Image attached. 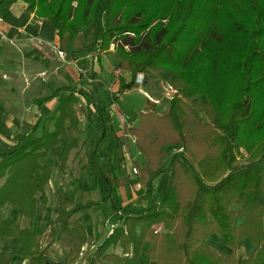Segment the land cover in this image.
<instances>
[{
  "label": "trees",
  "instance_id": "1",
  "mask_svg": "<svg viewBox=\"0 0 264 264\" xmlns=\"http://www.w3.org/2000/svg\"><path fill=\"white\" fill-rule=\"evenodd\" d=\"M17 1L0 0L6 20ZM21 1L51 22L59 47L80 73L76 82L53 88L40 102L42 111L43 102L57 98L51 115L42 112L11 150L0 152V208L14 203L19 215L0 220V233L17 237L19 252L30 263L44 262L41 235L32 227L22 228L19 220L26 217L32 223L39 200L47 206L53 165L40 159L53 154L65 172L80 143L81 97L93 106L101 126L98 142L106 140L113 129L111 104L136 87L137 74L143 72L147 90L149 80L176 89L172 99L157 94L161 101L154 110L127 112L131 126L126 129L145 159L142 166H133L137 172L130 169L134 176L127 189L146 194L148 202L140 210L115 207L120 224L86 253V264H121L120 255L107 253L113 245L132 252L133 259L145 254L142 264L151 259L157 264H264V0ZM105 52L113 53L117 67L132 75L103 98L95 85L96 71L83 72L89 63L83 57ZM97 153L98 143L87 152V163L114 185L120 162L107 174ZM164 176L169 187L161 198L157 179ZM97 202L59 196L56 217L49 222L60 223L74 240L68 258L59 264H73L80 257L88 237L74 214ZM158 224L163 231L155 232ZM213 233L221 234L230 248L227 254L211 246ZM246 237L256 250L240 261L237 249ZM3 257L0 249V264Z\"/></svg>",
  "mask_w": 264,
  "mask_h": 264
},
{
  "label": "crops",
  "instance_id": "2",
  "mask_svg": "<svg viewBox=\"0 0 264 264\" xmlns=\"http://www.w3.org/2000/svg\"><path fill=\"white\" fill-rule=\"evenodd\" d=\"M24 10H28L26 3L18 0L10 6L9 11L10 15L13 16L14 19H17L22 15ZM30 16L31 18L28 19V22L23 25L9 21L12 25L9 35L17 39V45H13L7 40H0V116L4 118L7 116V123L12 128L18 130L16 133L14 132L11 134L12 138L16 137V141L9 139L13 146L23 135L30 131L42 112L45 116H49L53 113L58 103L57 98H52L43 102L41 111L39 105L43 98L49 95L53 88L76 82L79 79L80 73V67L73 58L69 57L67 54L66 57L60 58L51 45H49V43L59 45V37L57 33H54V35L50 33L51 26L47 22L48 19L37 17L33 12H30ZM17 28H23L24 32H18ZM28 35L38 36V40L42 41L41 44L36 47L28 39ZM80 43V38L76 39V44L79 45ZM111 50H113V47H111ZM83 58L89 59L87 68H83V72L90 69L96 71L97 78L94 80L95 85L98 94L103 98L106 97L105 92H116L122 84L131 79V71L118 68L114 55L111 52L102 53L100 56L89 54ZM83 58L81 57L80 59ZM3 74L8 75V78H3ZM27 80L28 84L26 83ZM85 85L89 87L92 86L90 83H85ZM152 85H154V83L149 80L148 87L151 90H153ZM130 90L125 91L119 98V101L112 103L110 106L113 115V129L111 133L115 138V146L118 149V154L119 149L124 146L126 140H132L128 138L129 136H121V129L125 128L123 126L122 116L127 118L128 111H150L157 108L155 103L147 98L140 109H124V107L120 105V100L125 96L126 92H130ZM85 102V99L81 97L80 103L78 104V116L81 121L82 132L84 131L83 133H85L88 127H86L85 130L82 125L96 120L93 106ZM125 130L127 131V129ZM39 131L41 132V128ZM39 131L37 129L32 137L36 136ZM80 140L79 145L74 147L71 151L69 159L72 161L68 160L67 169L70 165L72 166V164L75 163L80 165L84 162L83 165H86L88 159L87 150L90 145H92L88 141L92 139H87L84 138V135H80ZM121 142L123 143L121 144ZM130 154L128 153L127 156L122 155V157H119L121 167L127 168L126 172H120L119 174L120 200H122L123 203L132 200L131 206H133L134 203L138 206L137 209H141L147 205V195L135 194L133 191L134 188L131 187L130 189L129 187L131 192L130 196L127 183L129 177L134 176L130 170L131 167L135 165L142 166L145 163V159L140 154L136 145L134 146L131 157ZM136 161L138 164H136ZM67 169L65 174L61 175L62 172L59 167L53 165L52 177L49 184L46 186V194L48 196L47 206L44 207L43 203L40 200L38 201L37 213L33 222L30 223L26 217H19L22 228L32 227L35 232L41 235L40 244L46 256L42 264H59L61 261L68 258L74 246V240L69 230H61V224L58 222H49L50 219L56 217L55 210L59 206V196L69 197V195L74 194L75 201L81 202L79 200L80 196L89 192L85 191L84 184H79L77 187L69 184L72 178L66 173ZM167 181V176L157 179L158 188L163 189L161 198L167 196ZM50 183L55 184V187L50 189L53 190V193H50L48 190ZM57 187L60 188L61 192H59V190L54 191ZM72 188L75 190L73 191ZM97 191L96 189L95 192ZM40 195L41 194L38 193V197ZM98 197L99 194L97 192L95 193L94 199H98ZM52 198L56 200L54 205L51 203ZM97 204L85 212L79 211L74 214V218L78 219L84 225L88 240L82 247L80 257L73 264H86V253L89 250L95 251L97 246L110 234L113 228L121 222L119 214L105 212L104 205ZM127 208L131 207L129 206ZM16 216H19L17 205H9L7 203L0 208V220L8 221L14 219ZM111 221L115 224H111ZM158 225L162 228L160 231H163V224ZM0 249L4 254L3 264H33L30 263L28 257L22 256L19 252V239L15 236H3L0 233ZM216 251L219 252L218 250ZM107 253L120 255L122 258L121 264H142L146 260L145 254H142L139 259H133L132 252H123L120 245L110 246ZM151 264H157L156 260L151 259Z\"/></svg>",
  "mask_w": 264,
  "mask_h": 264
},
{
  "label": "rangeland",
  "instance_id": "3",
  "mask_svg": "<svg viewBox=\"0 0 264 264\" xmlns=\"http://www.w3.org/2000/svg\"><path fill=\"white\" fill-rule=\"evenodd\" d=\"M20 5V4H19ZM10 10V9H9ZM5 17L7 18L8 21L18 23V24H25L28 22V19L31 18L29 10H24L22 15L18 17L17 19H14L13 16L10 15V11H7L5 13ZM33 22V21H32ZM49 25L51 26L50 28V33L54 35L55 30L53 25L49 20H47ZM36 26V25H34ZM10 36V35H9ZM8 41V40H7ZM6 41V43H7ZM9 42V41H8ZM113 47V46H112ZM146 78V77H145ZM1 81V79H0ZM154 85H152L153 90L151 89H146L149 96L153 98L154 96L160 95L163 90V85L167 83H162L159 84L158 82L156 83L155 80H152ZM28 84V80L26 82ZM145 84V81H144ZM159 84V85H158ZM145 89V87H144ZM154 95V96H153ZM147 96L144 94L142 90H140L138 87H135L134 89H131L130 92H126L125 96H123L120 100V105L124 107V109H140L142 105L145 103L147 100ZM149 99V98H148ZM86 103V102H85ZM8 118L7 116L4 118L0 116V152L3 151H9L11 150L12 146L9 139L16 141V137L12 138L11 134L16 133L18 130L16 128H12L8 123ZM83 128L86 130V127L88 129L85 131V133L81 132L79 133L80 135H84V138L87 139H92L89 140L92 145H90L89 149L87 152L93 150L98 143V153H97V159L99 164L101 165L102 169L108 174L112 170L113 166L116 165V162L118 161L119 157H122V155H128L130 154V157L133 154L134 146H135V141L132 136L128 137L132 140H126V143H124V146L119 149V154H118V149L115 146V138L113 134L111 133L108 138L101 143L98 142L99 137L102 134V129L97 120H94L90 123H87L86 125H82ZM20 140V139H19ZM18 140V141H19ZM27 141V140H26ZM81 141V140H80ZM126 152V153H125ZM245 153V152H244ZM247 155V154H245ZM40 160L45 163H50L52 165H57L59 167V159L54 156L53 154L49 153L46 156L42 157ZM72 161L71 159H69ZM120 162V159H119ZM73 163V162H72ZM84 162H82L80 165L75 163L70 165V167L67 169V172L71 178L72 181L69 184L75 185L76 187L79 184H84L85 185V191H89L86 194H82L79 198L81 202H85L88 199H94L95 193L98 192L99 197L98 199V204H103L105 212H112L113 214H119V211L115 209V207H124L127 209V207H131L128 209L132 210H140L137 209L138 206L133 203V206H131L132 200H128L127 202L123 203L120 197V192H119V187H120V175L118 174V177L116 179H113V184L109 183V180L107 179V175L104 174L101 171H96L91 163L86 162V167L83 165ZM118 171L120 172H126L127 168L121 167V163L118 164L117 166ZM132 168V167H131ZM66 171V170H65ZM61 175L65 174V172L61 171ZM113 175H111L110 178H112ZM52 182V181H51ZM89 185V187H88ZM169 187V184L167 185ZM55 187V184H51L48 186V190L50 193H53V190H50ZM88 189V190H87ZM98 190L95 192V190ZM59 190L60 188L57 187L54 191ZM74 191L75 189L72 188ZM70 196V195H69ZM56 200L52 198V205ZM7 204V203H6ZM9 205H15L14 203L8 202ZM97 204V205H98ZM93 208V207H91ZM90 208V209H91ZM85 212V211H84ZM115 224L114 222L111 221V224ZM208 241L210 242L211 246L218 250L221 253H228L230 248L223 242L222 236L220 233H213L210 235ZM255 243L252 242L251 239L248 237L244 238L243 241L239 243L238 246V252L239 253V260L242 261L245 257L250 255L255 251Z\"/></svg>",
  "mask_w": 264,
  "mask_h": 264
},
{
  "label": "built area",
  "instance_id": "4",
  "mask_svg": "<svg viewBox=\"0 0 264 264\" xmlns=\"http://www.w3.org/2000/svg\"><path fill=\"white\" fill-rule=\"evenodd\" d=\"M12 29V25L11 23L6 20L4 18L3 15L0 14V40H8L11 44L13 45H17V39L14 38V37H11L9 36V31ZM17 31L18 32H24V29L23 28H17ZM28 39L36 46L38 47L40 44H41V40H38V36L36 35H28ZM51 47L56 51V53L58 54V56L60 58H64L66 57V52L61 49L59 47V45H55V44H50ZM114 47V44L112 45ZM3 78H8V75L6 74H3L2 75ZM145 77H146V74L143 73V72H140L137 74V77H136V87H138L140 90H142L144 92V94L150 99L152 100L154 103H160L161 101V97H153L151 98L146 90V88L144 89V81H145ZM163 87V90H162V93H161V96L165 97V98H168V99H172L175 92H176V89L170 85V84H165L162 86ZM122 121H123V126L125 128H122L121 129V136H132L134 141H135V136L131 135L128 133V131H126V126H131V124L128 122V120L126 119V117H123L122 116ZM133 171L134 172H137V168L136 167H133ZM155 232H159L162 228L161 226H155Z\"/></svg>",
  "mask_w": 264,
  "mask_h": 264
}]
</instances>
